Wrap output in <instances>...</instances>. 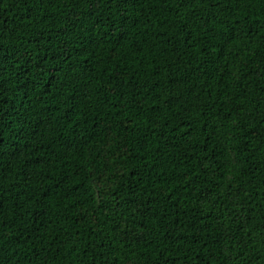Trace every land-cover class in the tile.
I'll return each instance as SVG.
<instances>
[{"label":"trees","instance_id":"1","mask_svg":"<svg viewBox=\"0 0 264 264\" xmlns=\"http://www.w3.org/2000/svg\"><path fill=\"white\" fill-rule=\"evenodd\" d=\"M0 264H264V0H0Z\"/></svg>","mask_w":264,"mask_h":264}]
</instances>
